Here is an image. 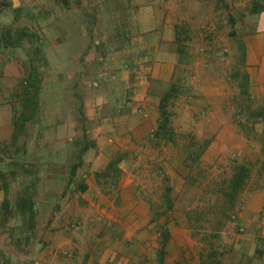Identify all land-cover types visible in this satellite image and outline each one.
I'll use <instances>...</instances> for the list:
<instances>
[{"label":"crops","instance_id":"1","mask_svg":"<svg viewBox=\"0 0 264 264\" xmlns=\"http://www.w3.org/2000/svg\"><path fill=\"white\" fill-rule=\"evenodd\" d=\"M104 1L0 0V22L37 34L47 60L39 111L20 132L24 108L15 93L30 55L0 52V264H104L109 258L156 264L151 203L170 186L157 185L170 176L166 148L184 153L182 143L150 136L161 96L176 88L167 107L169 121L180 119L174 131L213 138L202 154L208 162L230 139L242 76L251 97L264 102V21L248 29V18L264 12L241 15L249 0H125L122 15L108 13V39L102 38ZM190 29L195 60L188 63L180 36ZM218 32L225 35L224 62L212 55ZM122 67L128 71L120 80ZM150 138L158 144L151 146ZM82 141L87 148L79 159ZM260 151L264 156V141ZM115 156L121 173L114 176L107 169ZM158 165L165 173L158 174ZM246 196L233 224L159 218L175 245L170 252L167 243L163 264H264V189ZM74 220L81 222L76 231L66 227ZM176 228L185 235H175ZM125 240L139 247L136 253L119 249Z\"/></svg>","mask_w":264,"mask_h":264},{"label":"rangeland","instance_id":"2","mask_svg":"<svg viewBox=\"0 0 264 264\" xmlns=\"http://www.w3.org/2000/svg\"><path fill=\"white\" fill-rule=\"evenodd\" d=\"M122 1L124 3H122ZM119 2L118 0H105L103 4V11H104V36L103 39H108L110 36L109 32L107 31L110 27V20L107 18L110 16L108 13L113 10L120 11L121 15L125 12L126 9H124L125 6H127V3L125 0H122ZM5 21V18L3 14L0 13V21ZM261 21H264V16L262 14L255 16H250L248 18V29H251V23H260ZM3 25H7L5 23H2ZM187 31V30H186ZM193 30L190 29V33H185L184 35H181L180 37L184 41V46L187 47L185 55H182V58L190 63L191 61L195 60V35L192 34ZM253 34V33H252ZM255 34V32H254ZM255 37V36H254ZM225 35L221 32H218L214 36V47L215 51L212 54L213 58H220V61L224 62L228 56L227 52L223 50L225 45L224 42ZM221 50L224 52L222 56H218L216 52L218 50ZM108 51H105V54H107ZM211 55V54H210ZM211 55V56H212ZM224 56V57H223ZM210 58V57H209ZM191 60V61H190ZM183 61V60H182ZM121 69V68H120ZM118 69V70H120ZM128 68H123L122 71L118 74V77L121 79H125L127 76V70ZM188 75L192 77V80L195 82V71L194 69L188 68ZM225 69L222 68V72L220 74L221 78H225L227 75L226 72H223ZM197 79V78H196ZM137 80H139V77H137ZM60 90V88H59ZM261 102L259 99L254 98V101L251 105L252 109L256 107V105ZM49 104L48 99L43 101V105L47 108ZM237 117H229V123L232 124V132L230 133V139L224 140L223 143H226L223 148L219 150L217 153V156L213 155L210 159L213 161L208 162L207 160H203V173L201 177L198 180L197 185H189L184 182L182 173H186L187 169L181 162V157L184 156L183 153L180 157L177 156V152H175V149L173 148L174 145L169 144L171 152L169 151V147L166 148L165 152L168 154V159H166V162L170 166V176L165 178V182H163V186H159L160 188H164L166 185H170L172 187L173 192L169 195L172 201V209L167 211L169 213L170 218L168 221H173V219H177V222H184L189 224H193L195 226V222L201 221L203 223H207L209 225L217 224V222L225 221L232 223L230 218V210L235 208V206L238 203H241L239 205V209L242 207V201L247 199L246 194L250 191H257L259 189H264V156L262 155L260 151V145L264 141V135L261 131L262 124L258 121L256 122H246L244 124H239ZM196 120V119H195ZM180 119L175 117L170 120V124L172 128H174V124H177ZM186 122V121H185ZM251 126V128H249ZM250 134V135H249ZM188 135L183 131H177L175 130L173 132V139L178 144L182 143L185 144L186 141H188ZM193 137L196 140L200 141H207V144L211 142L213 138H208L203 135H200L199 132H195L192 134ZM152 139L150 138L149 141ZM148 141V140H147ZM153 144L157 145L158 143L155 141H151L150 145ZM207 147V146H206ZM214 153V151H212ZM209 154V153H208ZM162 156H166L165 154H162ZM262 157V158H261ZM215 159V160H214ZM162 161H165V158H162ZM244 162L245 165L249 169V175L247 177L246 183L243 185L242 189L240 190L239 195L235 199L234 203L229 207L227 213L223 212L226 206V199H223L221 193L217 191L218 187H222V183L225 178L229 177L231 173V166L234 163L238 162ZM157 170H159L158 174L165 173L163 167L157 166ZM157 174V175H158ZM159 176V175H158ZM203 185L202 192H200V186ZM140 195L143 193V187H140ZM176 193V194H175ZM142 198V197H141ZM167 204V201L165 199V195L158 193L154 196L151 207H153V210H157V212L161 211V207L164 208ZM235 204V205H234ZM240 211V210H239ZM238 211V213H239ZM155 213V212H154ZM153 213V215H154ZM129 213H124V216H122L121 220L124 221V217H126ZM161 219L163 220V216H161ZM239 220V219H238ZM239 222V221H238ZM225 223H221L225 225ZM233 224V223H232ZM125 226H128V222L124 223ZM236 225H234L235 227ZM128 230V229H127ZM193 231L192 234L195 232V227L191 229ZM175 235L183 236L185 235L180 231V229L176 228L174 230ZM191 234V235H192ZM153 240V239H152ZM156 241V239H154ZM119 249L125 251L126 254H133L137 251V246L130 243L128 240L122 241L118 244ZM175 245L168 243V250L170 252L174 251ZM126 256V255H125ZM115 262L114 259H107L104 264ZM117 264V261L115 262ZM122 264V263H119ZM153 264V263H151Z\"/></svg>","mask_w":264,"mask_h":264},{"label":"trees","instance_id":"3","mask_svg":"<svg viewBox=\"0 0 264 264\" xmlns=\"http://www.w3.org/2000/svg\"><path fill=\"white\" fill-rule=\"evenodd\" d=\"M261 12H264V0H249L247 5L240 10L241 15H253ZM230 20L232 21L233 18H230ZM25 45H27L28 48L25 49ZM7 48H11L14 51L16 50V52L13 53H18L19 55H22V51L19 49L24 50L27 55H30V58L26 61L27 64H25L27 76L22 81H19L15 93L16 95L22 97V107L24 108L18 118V125L19 128H21L24 125L25 120L30 119V116L37 114L39 111L42 102L40 99V93L42 91L41 78L47 73V60L44 47L40 44L39 36L27 27L17 25L14 21L7 25H3L0 22V52ZM29 51L30 53H28ZM1 74L2 68L0 67V76ZM241 79L239 98L235 99L237 109L234 112L237 117L236 119L241 125L246 122L251 124V122L258 121L262 124L261 131L264 135V102L256 105V107L252 109L251 105L254 98L251 97L248 91L247 78L246 76H242ZM175 93L176 88L174 86H169L168 90L161 96L159 102L160 120L158 127L152 136L174 140L172 138L174 130L170 125L167 107L175 96ZM249 128H251V126H249ZM23 129L24 128L22 127L20 132ZM146 137L148 136L146 135L145 138ZM80 143L81 146L76 148V156L79 159L84 150L87 148V143L85 144L84 141ZM206 146L207 141L196 140L192 134L188 135V141L183 144V165L186 167L187 171L186 173H182V176L186 184H198V180L203 173L202 154ZM120 159L121 158L118 156L113 157L107 169L114 176L121 173V169L118 166ZM80 164L81 162L73 164L71 171H74V169L80 166ZM248 175L249 169L244 163L238 162L231 166V173L229 177L225 178L222 183V187L220 186L217 189V191L221 193L223 199H226V206L223 212L227 213L229 207L234 203L240 193V190L246 183ZM171 188L172 187L170 186L167 188L168 192L165 195V199L167 201L166 206L163 210L155 212L153 216V222L156 223L154 229L158 232V246L155 257L156 264H163L166 246L170 237L169 228L165 226V223L162 225L159 224V218L163 216L165 221L170 218L167 211L172 209L173 206L171 198L169 197ZM66 189L70 190L68 184ZM232 211L233 208L230 210L229 214H231Z\"/></svg>","mask_w":264,"mask_h":264},{"label":"built area","instance_id":"4","mask_svg":"<svg viewBox=\"0 0 264 264\" xmlns=\"http://www.w3.org/2000/svg\"><path fill=\"white\" fill-rule=\"evenodd\" d=\"M216 54L218 56H222L224 54L223 51H221L220 49L216 52ZM143 115L144 116H147V113L146 112H143ZM150 136H152V134H150ZM239 205H241V203H238L235 208L233 209V211L231 212V219H236L237 216H238V211L240 210L239 208ZM81 226V222H79L78 220H74V221H71L69 222L66 227L69 229V230H73V231H76L80 228ZM67 264H73V262H67ZM107 264H116L115 262H110V263H107Z\"/></svg>","mask_w":264,"mask_h":264}]
</instances>
